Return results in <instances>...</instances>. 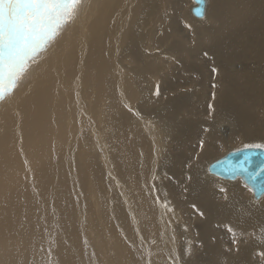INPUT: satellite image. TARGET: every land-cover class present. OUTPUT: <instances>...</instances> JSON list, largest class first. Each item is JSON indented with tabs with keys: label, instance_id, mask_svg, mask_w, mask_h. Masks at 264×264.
I'll return each mask as SVG.
<instances>
[{
	"label": "bare ground",
	"instance_id": "6f19581e",
	"mask_svg": "<svg viewBox=\"0 0 264 264\" xmlns=\"http://www.w3.org/2000/svg\"><path fill=\"white\" fill-rule=\"evenodd\" d=\"M116 1L81 0L78 18L75 16L64 25L43 54L47 61L51 57L54 59V74L47 68L50 66L47 61H40L38 67V60L31 62L16 86L15 93L11 94L6 104L0 105V186L5 190L3 185L15 182L21 189L22 181L26 180L25 174L19 173L16 178L14 174H7L14 168L6 157V153L11 152L15 154L13 165L24 166L26 162L28 175L31 179L39 180V183L32 186L25 184V187L35 188L41 194L46 193L40 195V199L34 197V190L24 197L12 193L6 195L7 199L0 196V264L87 262H80L84 257L81 253L87 259L90 252L88 250L87 254L84 251L83 243L78 246V236L80 238L83 235L82 227L75 225L73 214L69 215L70 211L74 212L72 207L69 214L66 212V218L71 223L62 221L72 234L70 243L67 244L69 237L62 239L67 251L59 243L55 244L59 232L55 233L51 228L60 219V207L64 198L58 195V191L62 189L65 196L69 185L64 177L70 173L75 178L77 164L81 162L82 150L84 151L83 144H79L77 150H73L72 145L68 144L76 129L79 132V123L84 122V112L78 113L75 105V84L79 82L78 78L84 79L86 71L93 70L100 78L95 84L103 85L107 80L110 88L107 96L104 95V103L100 105H104V117H107L106 114L113 117L112 113L119 111L121 106L126 108L127 118L119 119L120 130L124 134L126 131L132 133L134 138L128 137L129 140L132 138L133 146L147 147L142 151H147L148 156L143 154L138 163L143 168L150 166L153 169L157 187L164 190L180 211H174L177 218L173 226L170 223V229L181 237L179 249L176 251L171 248L172 260L170 252L164 251L160 242L161 256L154 257L158 251L154 252L151 256L153 262L158 259L160 262L167 261L168 264H264V192L255 197L253 189L242 179L224 181L210 174L207 168L208 161L222 154L224 149L229 151L238 146L243 148L246 145L264 144V0H207V12L203 18H197L191 13L193 0L188 13L194 19L186 12L189 0H137L133 14L135 19L132 18L131 31L127 33L128 39H131L121 52L126 54L125 59L129 64L127 62L123 66L126 61L120 59L124 70L118 76L122 78L117 76L113 82V79L109 81L103 75V65L109 67L112 60L109 54L112 50L108 53L106 46L111 47L113 36L116 40V29L120 21L124 23V27H128V21L122 18L129 7V0H121L118 5ZM125 5L126 11H122L116 18L114 9L119 11ZM87 11L89 15H85ZM94 12L98 13L96 17ZM89 19L91 25L88 23ZM96 20L97 24L101 21L103 27L100 28L101 32L98 30L99 35L90 36L89 30L97 25ZM120 35L122 33L118 34ZM55 41L63 49L50 48ZM49 49L53 50L48 55ZM119 50L121 49L116 50V53ZM45 63L48 65L47 69L41 70ZM102 93L104 94L101 91L99 96ZM107 109L109 113H106ZM225 130L230 131L228 137L222 136ZM20 134L22 142L18 140ZM33 136L45 141L42 146L48 144L47 151L35 149L33 144L37 142H34ZM27 155L34 156L37 163ZM4 162L8 167L3 165ZM188 162L191 164H187ZM35 165L40 167H36L35 171L38 173L32 175L30 173L34 172ZM143 181L140 178L130 183V188L127 184H114L118 189H127L125 195L114 193L113 190L109 194L112 197L121 195L123 199H127L125 206H114L110 216L117 237L124 230L125 243L123 242L124 246L121 243V247L126 248L125 251L130 249L136 253L137 260L142 262L146 255L143 256V250L142 255L140 254L139 237L134 235V228L128 227L129 218H135L138 221L134 223L136 230H142V233L143 225L148 223H145L147 215H151L147 209L152 205L150 202L155 201V194L151 195V189L147 191V183L145 186ZM150 183L151 187L155 184ZM110 185L100 184L103 189ZM157 187L156 190H159ZM2 188L0 187V194ZM85 188L84 184L79 191H84ZM186 188L188 190L185 192ZM147 192H150L149 196H153L154 200L147 197ZM190 205L197 207L201 217L194 218L197 211ZM85 213L88 215L85 231L90 233L94 224L89 219H92L90 211ZM167 215L169 216H165ZM15 223L17 225L13 226ZM21 224H26L22 235ZM126 240H129L130 246L128 242L126 244ZM166 241L171 242L169 239ZM94 242L97 244V240ZM116 242L120 246L117 238ZM189 243L193 245L188 246ZM16 245L20 247L19 251L15 249ZM124 253L120 256L125 259ZM79 255L81 259L77 258ZM98 259L103 260L97 257Z\"/></svg>",
	"mask_w": 264,
	"mask_h": 264
},
{
	"label": "rangeland",
	"instance_id": "374dc122",
	"mask_svg": "<svg viewBox=\"0 0 264 264\" xmlns=\"http://www.w3.org/2000/svg\"><path fill=\"white\" fill-rule=\"evenodd\" d=\"M120 1L121 0H117L116 4L118 5L120 3ZM129 2L131 3V5H129L130 4ZM136 2H137V0H131V1L129 0L128 1V6L129 7H128V11L126 12L127 14L125 15V13H124V16L122 18L123 20L126 19V22L128 21L127 22L128 23V27H124V23L122 21H120L118 26H117V29H116V32L118 31L116 33V40H115V37L113 36L114 39H112L113 37L111 38V41H112L113 45H112V43L110 41L111 47L109 48L108 46H106V50L108 51V53L112 50L109 53L112 60L109 63V67L103 65L102 69L104 70V73L103 72H101V73H103V75H105L106 79H109V81L113 79L112 81L115 82L116 81V77L118 75H121L120 72H123L124 67H122L121 66L122 64H120V62H123V61H120V59L126 61V63L123 62V66H126L124 64H127V62L129 64V61H127L125 59V55L126 54L123 55V54H121V52L124 51L123 48H125L127 46L128 40L131 39V37H129L130 39H128L129 34H127V33H130V31H131L130 28L132 27L133 20L135 19L133 14H134V11H136V10H134ZM191 2H193V0H189L188 3L186 4V12H187V14H188V16L190 18L194 19L193 15L191 13H188V7L191 4ZM85 3H86V1H85ZM133 3H135V4H133ZM126 9H127L126 5L123 6L122 8H120L119 11L118 10L116 11L114 9L113 14L117 18V16L122 11H126ZM130 9H131L132 12L129 11ZM91 12H92V10H91ZM96 13L93 14L94 17H96L98 15V13L97 14ZM85 15H89L88 11L85 13ZM99 15H100V13H99ZM76 17H77V14H76ZM99 18H101V17H99ZM132 18H133V20H132ZM90 19H93V17H91ZM90 19L88 20L89 25H91ZM97 22H98V20H96L95 25L97 24ZM99 23L100 24H97L95 26L98 29L94 27L95 29L91 28V30H89V33H91L90 36H92L94 34H95V36L99 35V31L101 30L100 28L103 27V24L101 25V21H99ZM148 30H149V28H147V32H148ZM121 33H122V35L118 36V34H121ZM120 37L124 41L120 40ZM57 44H58V42L55 41L53 43V45L50 46V48H56L57 49L58 47H60V48H58L59 50L63 49V46H57ZM119 47H122V48H119ZM147 47H148V45H147ZM118 49H121V50H119V52L117 51V53H119V55H117V53H116V50H118ZM52 50L49 49L47 54L48 53L52 54ZM113 50H115V51H113ZM149 50L153 51L150 48H149ZM45 52L46 51H43L42 53H40L39 57L36 59V60H38V62L36 64V67H38V65L40 64V61L41 62L44 61V60L47 61L46 56L43 55V54H45ZM48 55H47V57H48ZM118 56H119V58H118ZM121 57L122 58L124 57V58L122 59ZM53 60L54 59L52 57H51V59L48 58L47 63H49L50 66L47 67L48 65H46L47 63H45V65L41 66V70H46L47 68H50V70L52 71V74H54L53 72H55L54 69L56 68L55 67L56 63L55 62L53 63ZM51 62L53 63V65H51ZM117 64H119L118 67H117ZM113 65H116V66H113ZM106 68H107V70L109 69L108 70L109 73H107ZM114 69L115 70L118 69V71H115ZM110 71H112L111 72V77L109 76L110 75ZM116 72H118V74H116ZM85 73H86V76L84 77V79L79 80V78H78L77 81H79V82H77V84H75V90H76V93H75V98H76L75 99V105L77 107L78 113H80V112L83 113L84 112V115H85V116L83 115L84 122L82 124L79 123V126L81 125L80 128H79V132L76 129V133L74 134V137L70 138L69 141H68V144L72 145L73 150H75V149L77 150L78 149L77 148L78 145L79 144H83L84 145V151L82 150L83 154L81 156V162H80L81 164L80 163L77 164V172L75 174L76 175L75 178L70 173H68L66 175L67 178L64 177V180L69 185L68 188H66L65 196H64V192L62 191V189H60L58 191V195L60 197H62V198L64 197V198L62 200V205H61L62 207H60V209H61L60 213L62 212V215H60V213H59L60 219L57 220L58 221L57 224L56 225L54 224L55 226L53 225V227L51 228L55 233L59 232L57 234V238L55 240V244L59 243L61 245V247L63 248L64 246H63V243H62V239L65 240L67 237H69L68 241H67V244H68L69 240L71 239L72 234H71L70 230H68V228H66V225H64V223H62V221L65 222V223L67 221H68V223H71L69 218H66V217H68L69 211H70V209L72 207L74 209L73 210L74 212L71 213V211H70L69 215L71 216V214H73V216H72L73 217V222L75 223L76 226L79 225L80 227H82L81 231H82V234L84 235V236L80 235L81 240L83 239L84 241H81L79 236H78V239L80 240V241L78 240V242H79L78 246L79 247L82 246V243H83L84 251H86L87 254H88V252H90V253L92 252L91 254L89 253L90 255L88 254V256H91V257L87 256V259L84 258L86 256L83 253H81V255H83L84 257H82L83 260H80V262L87 261L86 263L83 262V264H90L91 262H93L95 264H98V262H99V264H102L105 260H107V261H105L104 264H127V262H128V264H131L132 262H133L132 264H134L135 262H136L135 264H145V263L146 264H151L150 262L152 260L151 259L152 254L154 252H157V251H158L157 253H159V246H161L160 242H161V244L163 246L164 251L167 250L168 252H170L169 256H171V259L173 260V257H172L173 254H172L171 251H172V249H176V251L179 249V247H180V241L179 240L181 239V237L179 236V234L177 232L171 230L170 228L174 225V222L176 221V218H177L176 214H174V211L176 213V211L177 210L179 211V209L174 205V203L172 202L170 197L165 194L164 190L160 186L157 187L158 184H156L155 183L156 180H154L155 179V175L152 174L153 169H151L150 166L148 168H143L138 163V159H140L143 156V154H147V156H148L147 151H142L144 149H147V147H145L143 145L133 146L131 144V139L134 138L132 133L129 132V131H126L125 134H124V132H122V130H120V128H119V119L120 118H122V119L127 118V115L125 114L126 108L124 106H121L119 108V111H115V112L112 113L113 117L110 114H106L107 117H104V115L102 113V111H103L102 108H104L103 107L104 105L102 107L100 105H101L102 102L104 103V100L106 99L105 96H107L106 93H108V91L110 90V88H109V86L107 84V80L105 81L106 83L104 82L103 85H98L97 83L95 84V81L96 80L98 81L100 78L97 76V74H95L96 73L95 70H93V72H87L86 71ZM112 73H113V77H112ZM87 74H89V75L87 76ZM103 75H102V78H103ZM118 77H120V79L122 78L121 76H118ZM87 85H89V86H87ZM96 87H97V89H96ZM99 87H100V90H99ZM15 89H16V87L14 89H12V94L15 93ZM116 90H117V88H116ZM101 91L104 92V94L102 93V95L99 96ZM10 96L7 97L3 102H0V105L6 104V102L10 99ZM76 100H78V101H76ZM106 101H105V103L107 104ZM108 102L110 103L111 101H108ZM81 108H83L84 110L81 109ZM115 110H116V108H115ZM107 112L109 113V110L106 111V113ZM77 120L79 121V119H77ZM78 121H76V122H78ZM65 126H67V125H65ZM88 130H89V132H88ZM229 132L230 131H227V130L223 131L222 136L223 137H228L229 134H230ZM34 133H33V135H34ZM128 133H131V135L128 134ZM128 135L130 137H132V138H130V140H129ZM85 136H86V139H85ZM21 137L22 136L20 134V137L18 138L19 142H22V138ZM33 137H34L33 138L34 142H37L36 144H33L35 149L37 151H41V150L47 151V148H49L48 144H44V146H42V143H44L45 141L37 139V137H35V136H33ZM129 141H130V144H129ZM28 146H30V145H28ZM43 147H45L46 149L44 150ZM240 148H241L240 146L234 147L233 150L240 149ZM13 150L16 151L17 149H13ZM20 151H21V147L19 146V152ZM229 151H231V150H229ZM198 152H200V150ZM225 152H228L227 149H224L222 151V154L217 155V157L211 158L208 161V164H210L214 159L224 155ZM27 156L29 158L31 157L30 155H27ZM6 157H8V163L14 167L13 169H11V171L9 170L7 172V174L10 175V176H12L14 174V178H16L19 175V173L22 174V175L25 174L26 175V180L24 179L22 181L23 182V186H22L21 189L16 186L15 182L12 185L11 184L3 185L5 190L2 188V185H1L0 187L2 188V190H1L0 196L3 199H7L8 196H6V195H9L10 193L15 194V195H19L20 194V196H22V197L28 196L30 193H32L33 190H34V192H36V193H34V197L36 199H40V195L46 194V193H42L41 194L38 190H35V188L34 189H30V187H25V184H29L28 186H32V185H35V184L39 183V180L36 181L35 179H31L32 177H30L28 175V172H27L28 168L26 166V164H27L26 162H25L24 166H22V164H19L18 166H14L13 165V160H14L15 154L11 153V152H7L6 153ZM24 157L25 156H23V159H24ZM31 158H33L32 161L36 164L37 163V159L34 156H32ZM126 162H127V164H126ZM5 163L6 162H4L3 165H6ZM187 164H191V162L190 163L188 162ZM6 166L8 167V165H6ZM36 167H40V165H35L33 167L34 168V172L31 171L30 174L33 175V174L38 173V171L37 172L35 171ZM39 178H40V180H42L41 177H39ZM140 178H142L144 180L143 184L145 186H146V183H147V191H148V189H151L150 190V192L152 191L151 195H153V193L155 194L153 196H154V199H155L156 202L151 200L152 202H150V204H152V205H150V204L149 205L151 207L153 206L154 208L157 207L154 210L155 212L152 211L154 209L153 207H152V209L150 207L151 210L147 209V212L149 214L151 213L152 216L151 215H147L148 218L146 219L145 223L146 222H148V223L143 225L144 227H143V232L142 233H141L142 230H140L139 232L136 230L135 224H136V222L138 223V221H136L135 218H132V217L129 218L130 220H129L128 229H130V228L133 229L134 228V232H133L134 235L136 237L137 236L139 237V238L138 237L137 238H138V241H139L138 246L140 247V248L139 247L138 248H139V250H141L140 254L142 255V253H143L142 250H143L144 251L143 256L146 255V257L145 256L143 257V259H144L143 262H142V260L141 261L137 260L136 253H134L130 249H129V251L126 250L127 251L126 252L125 251L126 248H122L124 246L123 242L125 243V237H126L125 234H124V230L123 229L121 230V234L119 235L120 238H119V236L117 237V234L114 232V230H115L114 229V224H112L113 220H112V217L110 216L111 209H114V206H119V205L125 206L126 205V200H127V199H123L122 196H121V195H125V191L127 189H123V188L118 189L117 187L114 186V184L122 183V184H127L129 186L130 183L135 182L136 180H139ZM156 179H157V177H156ZM239 179L241 180L240 177H239ZM221 180L227 181V179H223V178ZM235 180H231V181H235ZM228 181H230V180H228ZM150 182H154L155 183L154 186H153L155 188L150 186V184H151ZM84 184H85V187H86L85 189L86 190H84V191L81 190V192H80L79 190L81 189L82 186H84ZM100 184H101V186H103L104 184H109V185L111 184L112 186L110 185L109 187H107L108 186L107 185L103 189L100 186ZM156 187L159 190H156ZM62 188H65V186H63ZM129 188H130V186H129ZM108 190L109 191L113 190L114 193L121 194V195L112 197V196L109 195L111 193V191L109 192ZM187 190H188V188L185 189V192ZM150 192L149 193L147 192V194H148L147 197L153 199V196L152 197L149 196ZM166 199H168V200H166ZM163 200H165V201H163ZM254 200H256V199H254ZM39 201H41V200H39ZM97 201H99V203ZM136 202L138 203V200ZM190 206H191V208L194 207L193 209L196 208L195 209L196 211L198 210L196 206H194V205H190ZM169 207H171V208H169ZM62 208H65V211H64V209L62 210ZM147 208H149V207H147ZM88 211H90V215L92 216V219L91 218H89V219H90L91 222L93 221L92 224H94V226L91 225L92 229H91L90 233L85 231L87 229V222L86 221L88 219V217H87L88 215L85 212H88ZM40 213H41V211L39 212V216H41ZM92 213H93V215H92ZM196 213L197 214L194 215V218H196V216H200L201 217L202 214L200 212L198 213V211H197ZM95 214H96V216L97 215L98 216L96 217ZM166 214H169V216L168 215L165 216ZM149 216H151V218L153 220L152 219L150 220ZM181 218L182 217L180 216V219ZM96 219L99 220V222ZM95 223H97V224H95ZM98 223H99V225L101 227L98 225ZM170 223L172 224V226H170L171 225ZM107 224H108V226H107ZM15 225H17V224L15 223L13 226H15ZM25 225L26 224H21L22 231H23V233L22 232L20 233L21 235L25 233L24 232V230L26 229V227H24ZM95 225L98 226V227H96ZM112 225H113V227H112ZM43 226H42V228H43ZM162 226L164 228H166V229L164 230V228ZM135 230H136V232H135ZM145 231H146V233H145ZM170 233H171V236H170ZM97 234H98V236H96ZM114 234H116V236ZM164 234H167V235H164ZM176 234H178V235H176ZM107 235H108V237H107ZM18 236H20V235H18ZM102 236H103V239H100V238H102ZM96 237H98L101 240L100 242L102 244L99 242V239L96 238ZM94 238H95V240H97V244L94 242L95 240H91V239H94ZM116 238L118 239V241L120 243V246H118V244L116 242ZM151 238H153V239H151ZM168 239H169V242L171 240L170 243H168L166 241ZM89 242H90V244H89ZM127 242H128V245L130 246L129 240H126V244H127ZM106 243H108V244H106ZM113 243H114V245H113ZM121 243L123 244V246H122ZM85 244H88V246L85 245ZM190 244L193 245L192 243H189L188 246H191ZM107 245H108V247H107ZM195 246H197L196 243H195ZM17 247H19V246L16 245L15 249L17 251H19L20 247L19 248H17ZM120 247L125 251V253H124V251L121 250ZM154 247H156V248H154ZM108 248H110V249H108ZM118 248L120 249V251H122L121 252L122 254L119 253L120 251H118ZM152 248H153V250H152ZM63 249L65 251H67L65 249V247ZM106 250L108 252H106ZM139 250H137V253L139 252ZM195 250H196V248H195ZM52 251H54V248L52 249ZM95 252H97V254H95ZM111 252H113L114 254L112 253L113 254L112 255ZM116 253H118L119 256ZM123 253H124L125 259L123 257H121V256H123ZM157 253L156 254L154 253L155 254L154 257L160 258L161 253H159V254H157ZM97 257L98 258H102L103 260L102 261L100 259L97 260ZM77 258L81 259V256L79 255V257H77ZM91 259H94V260L91 261ZM138 261H140V262H138ZM152 262H153V260H152ZM163 263L164 264H168L167 261L166 262H160V260L158 261V259H156V261L153 262V264H163ZM172 264H174V263H172Z\"/></svg>",
	"mask_w": 264,
	"mask_h": 264
},
{
	"label": "snow or ice",
	"instance_id": "6c2138e0",
	"mask_svg": "<svg viewBox=\"0 0 264 264\" xmlns=\"http://www.w3.org/2000/svg\"><path fill=\"white\" fill-rule=\"evenodd\" d=\"M80 7L81 0H0V102L12 94L30 63L46 51ZM261 149L264 144L246 145L244 151ZM241 171L254 175L247 168Z\"/></svg>",
	"mask_w": 264,
	"mask_h": 264
},
{
	"label": "water",
	"instance_id": "95a60500",
	"mask_svg": "<svg viewBox=\"0 0 264 264\" xmlns=\"http://www.w3.org/2000/svg\"><path fill=\"white\" fill-rule=\"evenodd\" d=\"M207 12V0H194V5L191 7V13L197 18H203ZM244 148L235 149L226 152L224 155L214 159L208 165L210 174L217 177L235 180L241 178L249 185L255 197H259L264 192V149L254 153L245 152ZM248 157L245 162V157ZM241 168H247L248 172L254 175L241 171Z\"/></svg>",
	"mask_w": 264,
	"mask_h": 264
}]
</instances>
